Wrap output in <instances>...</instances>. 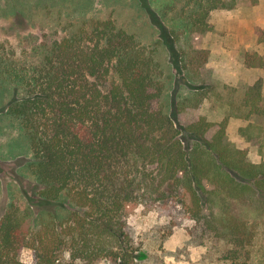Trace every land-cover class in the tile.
I'll use <instances>...</instances> for the list:
<instances>
[{
  "label": "trees",
  "instance_id": "1",
  "mask_svg": "<svg viewBox=\"0 0 264 264\" xmlns=\"http://www.w3.org/2000/svg\"><path fill=\"white\" fill-rule=\"evenodd\" d=\"M193 3L178 14L176 38L187 37L181 63L201 81L209 53L189 40L213 31L212 11L250 9L258 0ZM244 65L264 68V55L248 52ZM15 77L22 91L16 87L7 114L30 144L23 167L41 189L38 201L12 200L2 215L0 264H137L127 217L140 204H188L189 219L223 247L219 260L252 264L264 230V160L252 162L227 127L232 118L264 119L261 79L220 124L197 114L207 99L201 88L167 114L153 51L112 20L91 21L53 42L40 65L23 66ZM239 132L258 144V136ZM23 249L32 263L20 259Z\"/></svg>",
  "mask_w": 264,
  "mask_h": 264
},
{
  "label": "rangeland",
  "instance_id": "2",
  "mask_svg": "<svg viewBox=\"0 0 264 264\" xmlns=\"http://www.w3.org/2000/svg\"><path fill=\"white\" fill-rule=\"evenodd\" d=\"M193 1L0 0V219L12 200L21 204L27 200L36 202L41 189L23 167L32 159L30 144L19 121L7 114L18 87L15 75L23 66L40 65L47 46L71 36L91 21L112 20L117 28L153 51L162 71L161 105L167 114L173 113L181 99L201 88L207 99L197 114L216 125L228 116L232 103L240 105L248 85L261 79L264 94V68L254 74L243 72L247 68L242 66L246 53L264 55V43L259 42L264 32L258 30L255 37L251 36L236 21L240 13L249 12L247 8L210 13L213 31L196 34L189 40L196 49L208 51V63L202 70L201 81L188 77L180 57L188 39L178 40L176 36L182 27L178 14L182 8H193ZM18 88L22 91L21 86ZM242 128L247 134L259 137L257 145H251L238 133ZM227 134L238 148L248 147L252 162L264 160V119L232 118ZM187 206L173 204L164 209L160 205L140 204L129 214L127 231L137 249V264H225L218 259L223 247L215 246L189 219ZM51 208L60 215L66 213L62 208ZM252 253V264H264L262 229L255 238ZM20 259L32 263L31 251L23 249Z\"/></svg>",
  "mask_w": 264,
  "mask_h": 264
},
{
  "label": "crops",
  "instance_id": "3",
  "mask_svg": "<svg viewBox=\"0 0 264 264\" xmlns=\"http://www.w3.org/2000/svg\"><path fill=\"white\" fill-rule=\"evenodd\" d=\"M236 18V21L239 22L240 29H244L247 31L251 36H256L257 31L261 30L264 32V0H258V4L254 6L253 8H250L249 12L246 13H240ZM235 21V20H234ZM246 32V33H247ZM261 44L264 43V41H259ZM261 55V53H260ZM244 64H242L243 66ZM261 71L260 68H245L243 72L247 74H254L256 72L254 71ZM262 75V73L258 72ZM240 120V119H237ZM231 127V124H230ZM240 127V124L239 126ZM239 133V131H238ZM248 148V147H247ZM246 148V149H247ZM261 161L255 162L260 163Z\"/></svg>",
  "mask_w": 264,
  "mask_h": 264
}]
</instances>
